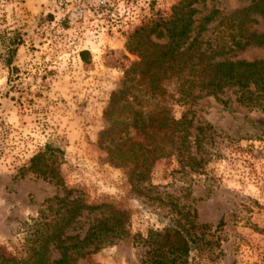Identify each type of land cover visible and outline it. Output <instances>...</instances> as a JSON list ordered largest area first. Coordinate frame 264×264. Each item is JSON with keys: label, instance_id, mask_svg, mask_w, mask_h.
<instances>
[{"label": "rangeland", "instance_id": "374dc122", "mask_svg": "<svg viewBox=\"0 0 264 264\" xmlns=\"http://www.w3.org/2000/svg\"><path fill=\"white\" fill-rule=\"evenodd\" d=\"M70 1L0 0V257H26L38 245L40 225L60 207L56 199L64 197L106 204L127 218L125 235L76 264H141L136 236L161 230L177 210L194 212L195 223L209 227L204 239L211 246L200 245L188 264H264V94L234 87L169 101L173 117L189 121L190 140L200 129L199 142L156 160L135 187L97 146L102 112L136 60L125 49L128 36L166 17L179 0H117L112 16L67 22L62 8ZM255 1L195 4L187 43L195 37L218 60L264 59V45L238 44L240 35L230 27L229 16ZM208 15L212 20L199 31ZM242 33H264L260 13L245 15ZM46 145L56 150L58 182L20 170ZM109 216L107 209L80 210L64 234L81 239ZM46 250L48 260L58 258L54 245Z\"/></svg>", "mask_w": 264, "mask_h": 264}, {"label": "trees", "instance_id": "16d2710c", "mask_svg": "<svg viewBox=\"0 0 264 264\" xmlns=\"http://www.w3.org/2000/svg\"><path fill=\"white\" fill-rule=\"evenodd\" d=\"M202 1L179 0L171 6L166 17L140 26L127 38L125 49L136 60L123 71L118 87L109 95L102 112L105 126L98 135L97 146L104 152L105 161L124 170L135 187L146 180L156 160L175 151L179 155L188 142H199L200 129L190 140L189 121L183 115L175 119L169 101L177 103L191 96H215L234 87L250 96L252 91L264 94V59L218 60L212 50L202 48L195 37L187 43L197 13L193 6ZM250 11L258 12L264 18V0L234 11L229 16L230 27L240 35L238 44L243 41L245 45L252 40L257 45H264V33H242L245 15ZM211 20L212 15L203 17L199 31H203L204 25ZM157 38L165 41L156 43L152 40ZM14 51L13 48L9 52L12 55ZM84 54V51L80 52L82 61ZM55 152L44 146L20 168L21 173L58 182ZM56 201L60 207L55 210L54 218L40 225L43 230L37 238L38 245L31 247L23 258L0 257V264H76L78 259L126 234L124 222L127 218L123 211L106 204H84L78 199L67 202L63 197ZM101 209L109 210L110 216L90 225L81 239L65 236V230L80 210ZM175 215L177 218L161 230L148 229L143 237L136 236V245L143 248L141 264H188L189 255L199 250L200 245L211 246L204 239V235L210 233L209 227L196 224L194 212L177 210ZM220 225L221 222L216 228ZM48 244L59 250L57 259L46 257Z\"/></svg>", "mask_w": 264, "mask_h": 264}, {"label": "built area", "instance_id": "2783aa9c", "mask_svg": "<svg viewBox=\"0 0 264 264\" xmlns=\"http://www.w3.org/2000/svg\"><path fill=\"white\" fill-rule=\"evenodd\" d=\"M117 0H71L62 8V17L67 22H79L87 15L96 18L112 16Z\"/></svg>", "mask_w": 264, "mask_h": 264}]
</instances>
